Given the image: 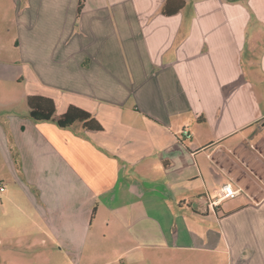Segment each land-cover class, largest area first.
Returning <instances> with one entry per match:
<instances>
[{"label": "crops", "instance_id": "obj_1", "mask_svg": "<svg viewBox=\"0 0 264 264\" xmlns=\"http://www.w3.org/2000/svg\"><path fill=\"white\" fill-rule=\"evenodd\" d=\"M79 1L0 16L26 103L55 106L1 119L0 264H28L7 229L27 220L66 263L100 251L98 220L129 250L264 264V0ZM70 106L99 129L59 127Z\"/></svg>", "mask_w": 264, "mask_h": 264}, {"label": "rangeland", "instance_id": "obj_2", "mask_svg": "<svg viewBox=\"0 0 264 264\" xmlns=\"http://www.w3.org/2000/svg\"><path fill=\"white\" fill-rule=\"evenodd\" d=\"M12 12L10 0H0V16L7 14V17L10 18ZM18 80L19 76L16 73L15 65L12 63L9 66V61L0 55V127H3L1 119L4 117L15 116L23 119V116L27 115L26 94L31 89V85L27 86L24 83H19ZM0 135H2L1 131ZM113 225L106 227L105 223L94 220L92 232L96 236H92L90 244L94 245L93 241H95L97 245H100V251L98 252L96 247L91 248L89 251V247L86 246L82 258L80 260L73 258L71 263H66V257L48 251L51 248V243L47 237L37 233L34 221H22L21 227L13 221L7 229H9L12 236V244H18L17 240H20L17 247L21 251L22 260H27L28 264H56L57 262L62 264H88L89 261H92L90 264H173L170 262L181 259L192 261L191 264H226L223 256L220 263H217V260L210 263L208 260L205 261L204 258L193 255L186 258L183 252L168 249L142 247L129 250V247L117 242V236L112 237L114 234L112 229L117 228ZM20 230L22 234H20ZM42 237L45 238L44 244H41ZM16 255L13 254L12 261L14 263L17 260Z\"/></svg>", "mask_w": 264, "mask_h": 264}, {"label": "trees", "instance_id": "obj_3", "mask_svg": "<svg viewBox=\"0 0 264 264\" xmlns=\"http://www.w3.org/2000/svg\"><path fill=\"white\" fill-rule=\"evenodd\" d=\"M82 0L79 1L78 12H80L82 7ZM27 105L29 107V116L34 121H48L53 120L55 114V106L52 100L40 97V96H30L27 99ZM59 127L65 128L69 127L75 122L83 123L85 128L89 129H99V127L91 122L90 116L73 106H70L67 111L57 118L55 121Z\"/></svg>", "mask_w": 264, "mask_h": 264}, {"label": "built area", "instance_id": "obj_4", "mask_svg": "<svg viewBox=\"0 0 264 264\" xmlns=\"http://www.w3.org/2000/svg\"><path fill=\"white\" fill-rule=\"evenodd\" d=\"M181 134L186 138L191 137L190 133L185 129L181 131ZM3 190L4 188L0 187V192H2ZM238 194L239 190L233 189L229 184H222L220 187V197L217 201L221 202L227 199H234Z\"/></svg>", "mask_w": 264, "mask_h": 264}]
</instances>
